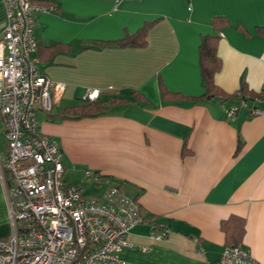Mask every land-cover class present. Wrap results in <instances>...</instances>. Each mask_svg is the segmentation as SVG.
<instances>
[{
    "label": "crops",
    "instance_id": "crops-1",
    "mask_svg": "<svg viewBox=\"0 0 264 264\" xmlns=\"http://www.w3.org/2000/svg\"><path fill=\"white\" fill-rule=\"evenodd\" d=\"M42 2L53 9L35 14L32 56L45 77L65 85L51 114L86 102L92 89L102 100L111 93L129 97L133 90L145 98L81 119L36 111L38 130L57 141L64 168L85 163L102 181L115 178L114 186L137 198L142 222L126 235L134 248L121 258L130 264H219L225 246L220 222L236 215L245 220L240 245L264 264V113L251 114L264 107V37L255 33L264 25V0ZM215 16L227 25L218 32L222 64L214 82L227 94L241 82L259 94L244 105L236 98L193 100L203 92L200 36L214 32ZM147 22L153 24L145 46L113 44ZM5 24L0 0V34ZM54 45L65 47L52 52ZM160 82L178 95L163 97ZM2 128L0 115V153L6 149ZM3 226L0 237L9 233L0 184ZM156 228L166 230L165 239L149 238Z\"/></svg>",
    "mask_w": 264,
    "mask_h": 264
},
{
    "label": "built area",
    "instance_id": "built-area-1",
    "mask_svg": "<svg viewBox=\"0 0 264 264\" xmlns=\"http://www.w3.org/2000/svg\"><path fill=\"white\" fill-rule=\"evenodd\" d=\"M1 2L6 24L0 34V115L6 149L0 153V184L9 233L0 237V264H130L120 254L134 248L125 237L142 222L137 201L114 185L99 196L82 195L79 184L64 178L57 141L38 130L36 111H50L65 89L45 77L32 56L35 14L53 7L32 0ZM97 98L96 89L85 96ZM262 113L264 107L251 108L253 115ZM83 180L100 184L101 176L86 169ZM166 236L164 228L149 234L153 241ZM219 264L260 263L241 245H231L224 246Z\"/></svg>",
    "mask_w": 264,
    "mask_h": 264
},
{
    "label": "trees",
    "instance_id": "trees-1",
    "mask_svg": "<svg viewBox=\"0 0 264 264\" xmlns=\"http://www.w3.org/2000/svg\"><path fill=\"white\" fill-rule=\"evenodd\" d=\"M32 1L37 4H41L44 2H42V0ZM152 24L153 22L144 23L133 34L126 35L124 38L114 42L113 44L120 47L145 46L147 32L152 26ZM226 25L227 21L224 17L215 16L212 19V27L214 32L210 34H203L200 36V42L198 46V63L201 87L203 89V92L201 95L194 97V101H202L203 99L208 97H219L222 100L236 98L241 103L245 104L246 102L252 101L260 97L258 93L249 90L244 82H241L239 89L233 94L225 93L214 82V75L221 69L222 64L221 59L217 53V45L219 39L218 32L221 28ZM255 33L261 37H264V25L255 27ZM62 47L65 46L54 45L50 47V49L53 52L55 50L61 49ZM159 88L162 96H166L168 99H170V97L173 98L178 95L176 93L173 94L172 92L166 90L161 82L159 84ZM129 94V97H123L118 93H111L110 97L105 100L98 98L93 101L86 100V102L69 106L56 114H51V111H48L47 115L48 117L53 119H81L87 117H96L105 114L110 108L114 106H127L131 103L145 101L143 94L137 92L136 90L131 91ZM239 147L240 144H238L236 151H238ZM184 151L185 147H183L182 154L184 153ZM99 174L101 176V173ZM102 180L103 177L101 176V181ZM134 199L137 201V198ZM220 230L223 233L225 246L240 245L245 232V220L242 217L230 215L228 218L220 222Z\"/></svg>",
    "mask_w": 264,
    "mask_h": 264
},
{
    "label": "rangeland",
    "instance_id": "rangeland-1",
    "mask_svg": "<svg viewBox=\"0 0 264 264\" xmlns=\"http://www.w3.org/2000/svg\"><path fill=\"white\" fill-rule=\"evenodd\" d=\"M96 171L97 169L89 168L85 163L74 162L68 163L66 168H64V178H68L70 184L77 183L82 188V195H95L99 196L104 193L108 187L112 186L118 180L115 178H109L108 180L101 181L100 184H93L83 180L84 170ZM126 190V188H125ZM125 192V191H124ZM127 194V193H126ZM5 227H0V232H4ZM2 232V233H3Z\"/></svg>",
    "mask_w": 264,
    "mask_h": 264
}]
</instances>
